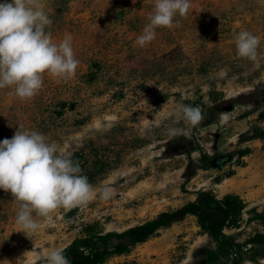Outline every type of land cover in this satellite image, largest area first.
<instances>
[{
	"label": "rangeland",
	"instance_id": "obj_1",
	"mask_svg": "<svg viewBox=\"0 0 264 264\" xmlns=\"http://www.w3.org/2000/svg\"><path fill=\"white\" fill-rule=\"evenodd\" d=\"M154 2L41 0L53 41L71 34L80 64L67 79L44 73L31 99L0 89V140L39 131L113 195L34 213L39 228L25 234L17 201L0 190V264H45L53 247L122 232L202 191L244 205L236 226L224 228L241 247L212 264H264V243H245L264 233V0H191L186 16L140 47ZM243 30L261 39L259 66L237 54L234 37ZM181 102L201 108L198 125L173 115ZM170 128L190 135L170 137ZM210 249L215 241L187 214L99 264H210Z\"/></svg>",
	"mask_w": 264,
	"mask_h": 264
},
{
	"label": "clouds",
	"instance_id": "obj_2",
	"mask_svg": "<svg viewBox=\"0 0 264 264\" xmlns=\"http://www.w3.org/2000/svg\"><path fill=\"white\" fill-rule=\"evenodd\" d=\"M191 0H155L153 11L136 43L143 47L156 37V28L169 27L175 17L186 16ZM52 20L41 0H0V89L13 88L22 100L31 99L43 86V74L67 79L80 64L71 34L54 42L48 31ZM234 42L238 56L259 66V36L243 30ZM226 75V72L222 73ZM173 115L188 124L203 119L199 106L178 103ZM170 137L190 135L186 129H168ZM0 190L10 192L18 203L16 223L25 234L39 228L34 213L48 217L60 207L71 208L99 197L113 195L110 187H94L82 174L80 164L71 154L60 153L55 142L39 131L18 129L11 138L0 140ZM45 264H71L63 248L53 247Z\"/></svg>",
	"mask_w": 264,
	"mask_h": 264
},
{
	"label": "trees",
	"instance_id": "obj_3",
	"mask_svg": "<svg viewBox=\"0 0 264 264\" xmlns=\"http://www.w3.org/2000/svg\"><path fill=\"white\" fill-rule=\"evenodd\" d=\"M243 206L236 195L227 194L223 199H217L211 192L202 191L195 200L179 209L162 212L157 217L122 232L87 233L77 237L64 248V254L71 264H99L109 255L127 252L132 245L145 241L160 227L192 214L197 217L201 229L216 243V249L206 251V261L212 264L217 259L230 255L235 248L241 247V243L226 234L224 228L236 226ZM111 239L115 242L110 243ZM245 243H264V233L254 234Z\"/></svg>",
	"mask_w": 264,
	"mask_h": 264
}]
</instances>
